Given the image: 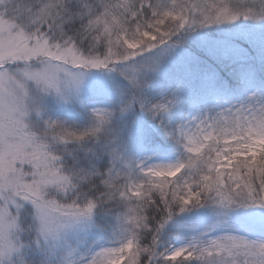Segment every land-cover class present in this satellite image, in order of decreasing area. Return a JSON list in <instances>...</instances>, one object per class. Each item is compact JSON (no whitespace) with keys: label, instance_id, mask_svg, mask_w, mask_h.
Masks as SVG:
<instances>
[{"label":"snow or ice","instance_id":"obj_1","mask_svg":"<svg viewBox=\"0 0 264 264\" xmlns=\"http://www.w3.org/2000/svg\"><path fill=\"white\" fill-rule=\"evenodd\" d=\"M0 264H264V0H0Z\"/></svg>","mask_w":264,"mask_h":264}]
</instances>
